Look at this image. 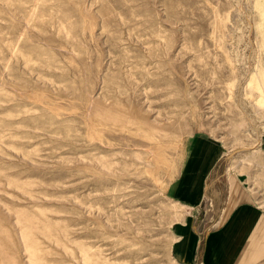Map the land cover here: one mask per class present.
<instances>
[{"label":"rangeland","instance_id":"1","mask_svg":"<svg viewBox=\"0 0 264 264\" xmlns=\"http://www.w3.org/2000/svg\"><path fill=\"white\" fill-rule=\"evenodd\" d=\"M261 82L264 0H0V264H176L196 134L264 208Z\"/></svg>","mask_w":264,"mask_h":264},{"label":"crops","instance_id":"2","mask_svg":"<svg viewBox=\"0 0 264 264\" xmlns=\"http://www.w3.org/2000/svg\"><path fill=\"white\" fill-rule=\"evenodd\" d=\"M172 196L186 212L175 225L176 264H264V208L229 178L221 149L202 135L186 142Z\"/></svg>","mask_w":264,"mask_h":264},{"label":"bare ground","instance_id":"3","mask_svg":"<svg viewBox=\"0 0 264 264\" xmlns=\"http://www.w3.org/2000/svg\"><path fill=\"white\" fill-rule=\"evenodd\" d=\"M254 77H255V72L253 73V75H251L247 80H246V83H245V90H246V95L247 94H251V90H252V84H253V79H254ZM260 81H263L262 79L260 80ZM256 90H257V93H256V95H255V97L253 98L254 100L253 101H255L256 102V104H257V106L258 107H260V109H263L264 110V84H263V82H261V84H259L258 83V85L256 86ZM245 93V92H244ZM255 102H253V103H255ZM122 110H125L124 108L122 109ZM127 110V109H126ZM263 110H261L262 112H263ZM116 111V110H115ZM121 112V111H120ZM105 113V112H104ZM107 113V112H106ZM105 113V114H106ZM117 113V112H116ZM105 114H104V118H105ZM238 114V113H237ZM108 115H109V113H108ZM119 115V114H118ZM117 115V116H118ZM122 115V114H121ZM148 115V114H147ZM107 116V115H106ZM112 116H113V114H112ZM116 116V115H115ZM114 116V117H115ZM103 118V117H102ZM119 118H120V116H119ZM137 118V117H136ZM106 119H108L107 117H106ZM116 120H117V118H115ZM122 119V118H121ZM131 119V118H130ZM105 120V119H104ZM103 120V121H104ZM113 120V119H112ZM120 120V119H119ZM108 121H109V119H108ZM153 121V120H152ZM117 122V121H116ZM132 122V121H131ZM140 122V121H139ZM155 122V121H154ZM108 123V122H107ZM111 123V122H110ZM115 123V122H114ZM129 123H130V120H129ZM138 123V122H137ZM130 124H132V123H130ZM143 124V123H142ZM159 125V124H158ZM144 126V125H143ZM110 129V128H109ZM126 129V128H125ZM127 129H128V127H127ZM135 129V128H134ZM133 129V130H134ZM149 129V128H148ZM130 130V129H129ZM132 131V130H131ZM156 131H157V129H156ZM155 131V132H156ZM161 133V132H160ZM241 161V160H240ZM239 161V162H240ZM259 165V164H258ZM260 166V165H259ZM263 167H264V164H263Z\"/></svg>","mask_w":264,"mask_h":264},{"label":"built area","instance_id":"4","mask_svg":"<svg viewBox=\"0 0 264 264\" xmlns=\"http://www.w3.org/2000/svg\"><path fill=\"white\" fill-rule=\"evenodd\" d=\"M264 145V142L260 144V146Z\"/></svg>","mask_w":264,"mask_h":264}]
</instances>
